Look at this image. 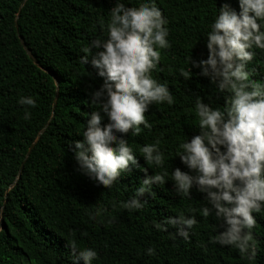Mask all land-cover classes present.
Here are the masks:
<instances>
[{"label":"trees","instance_id":"trees-1","mask_svg":"<svg viewBox=\"0 0 264 264\" xmlns=\"http://www.w3.org/2000/svg\"><path fill=\"white\" fill-rule=\"evenodd\" d=\"M0 264H264V0H0Z\"/></svg>","mask_w":264,"mask_h":264},{"label":"water","instance_id":"water-1","mask_svg":"<svg viewBox=\"0 0 264 264\" xmlns=\"http://www.w3.org/2000/svg\"><path fill=\"white\" fill-rule=\"evenodd\" d=\"M28 55L33 59L34 63L38 66V62L35 60V58L33 57V55H32L30 52H28ZM56 83H57V80H56ZM54 104H55V103H54ZM35 142H36V140H35V141L33 142V144L29 147L24 162L27 160V158H28L29 155L31 154ZM24 162L22 163V165H21V167H20V171H19V173L21 172V170H22V168H23Z\"/></svg>","mask_w":264,"mask_h":264}]
</instances>
